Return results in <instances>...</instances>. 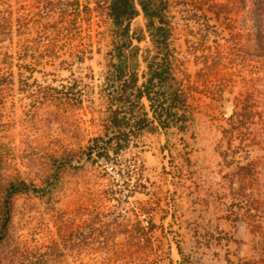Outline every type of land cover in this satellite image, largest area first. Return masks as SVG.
Segmentation results:
<instances>
[{"label": "rangeland", "instance_id": "rangeland-1", "mask_svg": "<svg viewBox=\"0 0 264 264\" xmlns=\"http://www.w3.org/2000/svg\"><path fill=\"white\" fill-rule=\"evenodd\" d=\"M24 2L0 0V264H264V0H163L185 97L169 121L158 79L149 110L111 92L104 18ZM135 28L145 87L164 53Z\"/></svg>", "mask_w": 264, "mask_h": 264}, {"label": "trees", "instance_id": "trees-1", "mask_svg": "<svg viewBox=\"0 0 264 264\" xmlns=\"http://www.w3.org/2000/svg\"><path fill=\"white\" fill-rule=\"evenodd\" d=\"M140 5L143 9L145 19L147 21L146 27L151 35L152 41L155 44L154 46L158 50V52H163L164 57L162 58L161 63H149V74L150 77L148 82L145 84V91L138 89L136 87L138 82L137 73L131 72L129 75V82L124 87V91H128L131 89L135 90V98L140 101L144 94L149 98V100L155 99L151 92L154 90L155 83L154 80L158 79L157 84L160 88L155 91L156 101L159 98H166L169 103V107L165 109L167 121L171 118L176 117L178 114L174 111L175 106L182 105L185 102L184 94L181 92L179 87L175 85V77H173L172 70V54L171 49L169 48V38H170V29L168 26H163L164 24V15H165V4L163 0H140ZM111 13L112 18L117 28L118 37L121 40V43L118 45L117 52L119 63L117 65V74L119 77H125L127 75L126 72V60L123 59L122 48L131 45L128 40L129 34V21L134 19L138 15V10L135 6V0H111ZM159 22L160 25H157ZM140 40V37H139ZM155 66V67H154ZM169 81V83H167ZM162 86H165L164 89ZM165 100V99H164ZM135 103V101H134ZM132 104V110L136 107V104ZM162 104V102H161ZM163 105V104H162ZM153 110L157 119L161 120V113H157L154 107ZM181 117H184L182 115ZM125 117H120V112L117 110L111 111V126L114 128H121L122 124L125 122ZM144 121L146 119H141L137 123L139 129H141L144 125ZM164 123V121H162ZM25 186V185H23ZM23 188V187H22ZM14 190H17L18 187H13Z\"/></svg>", "mask_w": 264, "mask_h": 264}, {"label": "built area", "instance_id": "built-area-1", "mask_svg": "<svg viewBox=\"0 0 264 264\" xmlns=\"http://www.w3.org/2000/svg\"><path fill=\"white\" fill-rule=\"evenodd\" d=\"M26 1H30V0H25ZM34 1H48V2H60V3H66V5L58 7V8H54L53 11L51 10L49 14L53 13L56 10V14L58 15H72V16H98V17H102L105 19L106 21V26H107V30L108 33L110 35V50H109V54H113L115 59H118V52H117V48L118 45L121 43V40L118 37V33H117V28L115 27L113 18H112V13H111V0H34ZM140 0H135V6L138 10V15L129 21V34H128V40L131 43V45L123 47L122 48V54H123V59H125L126 61H128V57L130 56V53L132 51H130L134 45H139L140 40L137 36L136 33V26L134 25V23L137 21V19L140 17L142 19H145L144 17V12L143 9L140 5ZM24 2V9H23V13L25 15H28L29 17L32 16H36V15H41V14H45V11L43 10V6L41 7V9L37 8L36 10L30 9L29 6L26 5V3ZM146 20V19H145ZM144 35H145V40L144 41H151V35L147 29V27H144ZM117 53V55H116ZM128 64V63H127ZM127 74H130L128 72H130V69H127ZM140 72V73H139ZM138 72V82H139V86L137 88H140L142 91H144V87L140 84L142 81V71ZM129 76H125V77H119V75L117 73L112 74V76H110L107 80L110 82V86H111V92H113V94H119L122 95V93L124 92V87H125V83L126 81H128ZM146 78V77H145ZM144 96H146L144 94ZM115 108V107H114ZM134 131H140L138 127H133L132 128ZM158 131L159 133H161L163 140H162V144H163V148L167 143V137L165 136L166 133V129H163L162 127H158ZM141 132L145 135L151 136L152 134L148 131H144L141 130ZM166 151V148H165ZM133 166L132 168H135L136 171L139 170V168L144 165V160L143 158H141L140 156L135 157V160L133 161ZM166 164V163H165ZM105 167L107 169V171L114 173V168L115 166L113 165V162H108L105 161ZM139 176V174H138ZM141 224L142 226L148 231L151 227H152V220L150 217L149 213H143L141 216Z\"/></svg>", "mask_w": 264, "mask_h": 264}, {"label": "crops", "instance_id": "crops-1", "mask_svg": "<svg viewBox=\"0 0 264 264\" xmlns=\"http://www.w3.org/2000/svg\"><path fill=\"white\" fill-rule=\"evenodd\" d=\"M143 18V17H142ZM142 18H138L137 21L134 23V25L137 27V28H141L142 30H144V27H146V22H145V19H142ZM145 18V17H144ZM141 101L144 105V107L146 108V110H149L150 109V103H151V100H149V98L147 96H143L141 98Z\"/></svg>", "mask_w": 264, "mask_h": 264}]
</instances>
